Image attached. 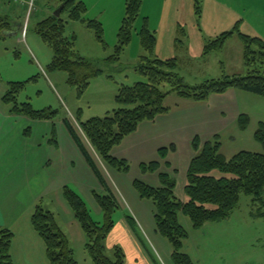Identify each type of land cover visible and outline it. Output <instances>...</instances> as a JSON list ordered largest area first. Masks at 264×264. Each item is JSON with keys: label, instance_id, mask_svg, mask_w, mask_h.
I'll return each instance as SVG.
<instances>
[{"label": "rangeland", "instance_id": "1", "mask_svg": "<svg viewBox=\"0 0 264 264\" xmlns=\"http://www.w3.org/2000/svg\"><path fill=\"white\" fill-rule=\"evenodd\" d=\"M83 2L87 6L85 17L103 24V38L106 44L99 41L95 29L87 27L84 22L68 23L67 34H76L77 52L95 62L104 71L92 79L82 96H78L77 88L67 82L65 71H47L53 50L36 32L39 21L59 11L63 5L60 0H0V15H7L12 21L22 25V32L9 34L7 39L0 40V84L8 88L10 80L31 79L19 93L18 101L20 103L29 101L36 109L52 107L58 110L53 122L56 127H62L64 130L67 129L63 119L69 117L94 156V149L80 131L78 122L95 116H104L117 108L115 96L122 84L132 85L147 80L146 76L136 70L141 55L145 54L139 36L145 24L155 30V50L161 55L160 57L178 56L176 71L189 85L224 75L247 73L244 64V46L237 31L264 40V0H143L140 14L132 29L131 41L124 48L119 59L110 62L106 58L116 51L126 0H83ZM68 14L67 10L62 9L60 16L68 20ZM229 30H234L236 33L228 38L222 49L203 55L206 43L214 41L224 31ZM170 89L169 84L163 87L164 91ZM239 92L250 96L246 101L241 100L240 97L243 113L249 120L246 129H241L238 118L235 125L218 135L221 152L226 157H231L242 150L264 152L262 143L255 138L256 130L260 123L264 122V97L241 89ZM182 100L195 103L192 99L180 98L172 93L167 98V104L171 107L184 108L186 101ZM5 122L0 119V124ZM61 131L62 129L59 130ZM56 138L58 139V136ZM62 144H65L64 139ZM19 166V159L12 154L0 156V173L13 174L18 171ZM139 169L133 165L129 170L131 173L123 176L127 180L135 178L141 171ZM108 174H111V171H108ZM182 181L181 178L178 179V193H181ZM124 185H127V181H123ZM119 191L117 190L116 193L119 195L117 198L120 207L114 213L115 225L109 240L113 238V232L118 233L123 230L122 219L126 220V213L132 215L130 210L132 202L127 194H125L127 199L124 196L122 198ZM7 194L3 193V201L11 207L14 205L13 201L25 203L28 198L19 194L12 199L7 197ZM81 195L90 207L94 219L102 221L103 213L99 212L98 204L96 205L85 192ZM61 197L48 195L40 199L38 204L55 214L58 225L71 240L78 264H92L84 247L85 237L82 229H79L82 234L79 235L76 232L78 227L67 223L68 214L60 204V200L64 201ZM252 206V197L243 194L238 206L228 218L207 222L202 227H194L189 216L180 213V223L188 230L182 250L189 254L193 264H264V216L256 215ZM255 209L257 210L256 207ZM19 212L22 210L17 209L16 214ZM4 214L8 222H14L8 211ZM25 220L20 219L17 226H14L17 233L26 231ZM143 238L151 249L156 263L169 264L158 248L152 246L144 235ZM123 241L124 244L120 241L117 245H120L126 253L125 264H136L137 251L133 250L135 246L131 247L127 240ZM136 242L144 250L137 238ZM144 254L146 255V252ZM145 257L143 259L145 264H156L148 255Z\"/></svg>", "mask_w": 264, "mask_h": 264}, {"label": "trees", "instance_id": "2", "mask_svg": "<svg viewBox=\"0 0 264 264\" xmlns=\"http://www.w3.org/2000/svg\"><path fill=\"white\" fill-rule=\"evenodd\" d=\"M142 1L126 0L116 51L106 58L108 61L118 60L131 41L132 29L140 14ZM60 2L69 13L68 20L61 16H48L37 23L36 32L53 50L47 71H65L67 82L77 88L78 96H82L92 79L104 71L95 62L77 52L76 34H67V25L70 21L84 22L87 27L95 29L98 40L105 45L103 24L85 17L87 6L83 0ZM13 23L9 16L0 15V40L7 39L8 33L13 29ZM234 33H236L234 30L224 31L214 41L206 43L203 55L222 49ZM237 35L244 46L247 73L224 75L189 85L176 71L177 57L162 59L155 54V30L145 24L139 32L145 54L141 55L136 70L146 76L147 80L132 85L122 84L115 96L117 108L104 116H95L78 122L80 131L105 164L113 170L129 172L130 163L126 159L114 156L113 149L133 134L142 122L153 121L158 115L171 111L172 107L167 104V98L172 93L195 102H204L210 95L225 93L232 88L264 97V40L240 30L237 31ZM30 80L9 81L3 102L10 105L11 112L16 115L33 120H54L58 110L52 107L36 109L29 101L21 103L18 101L19 93ZM165 84H169L171 89L164 91ZM248 120L246 114L240 115L241 129H246ZM63 122L103 188L101 193L96 191L92 193L103 213L102 221L94 219L85 199L78 192L69 186L63 189L64 198L71 206L85 234V249L92 264H125L124 249L117 244L109 249L106 244L115 225L114 213L120 207L118 198L76 126L69 117H65ZM217 137L218 135L205 143L197 136L193 139L195 154L186 172L183 200L176 195V177L168 172H160L159 161L142 163L140 169L143 174L158 173L160 185H151L139 178L133 182L139 196L153 204L156 229L172 247V264H193L189 254L182 250L188 230L180 223V213L189 216L194 227H202L207 222L228 218L244 194L252 197L253 212L264 216V152L242 150L231 157H226L221 152V142ZM255 138L264 147V122H261L256 130ZM167 152V148H162L158 154L161 159H165ZM125 218L146 255L156 263L134 217L126 213ZM32 224L46 243L50 264H78L70 239L58 225L51 210L44 209L38 204L32 216ZM13 237L12 230L0 228V264H13L11 254Z\"/></svg>", "mask_w": 264, "mask_h": 264}, {"label": "crops", "instance_id": "3", "mask_svg": "<svg viewBox=\"0 0 264 264\" xmlns=\"http://www.w3.org/2000/svg\"><path fill=\"white\" fill-rule=\"evenodd\" d=\"M21 28L22 25L14 21L13 29L8 35L17 34ZM155 54L162 58L156 50ZM171 57L178 58L174 55ZM6 91L7 88L0 84V119L6 121L0 124V130L3 128L0 135V156L12 154L19 159L20 166L18 171L13 174L0 173V227L8 228L14 233L11 246L13 264H50L46 243L32 224V216L39 200L48 195L62 196L64 201L60 200V204L68 214L67 223L78 227L76 232L79 234V229L82 228L76 220L71 206L64 198V187L69 186L81 194L85 192L96 205L92 193L93 191L101 193L103 188L67 127H65L67 130H64L62 127H56L53 120H33L23 115L13 114L10 105L3 102ZM240 97L243 101L250 99L247 94H242V92L240 94L239 89L232 88L225 93L212 94L204 102L193 103L189 102L190 100H182L186 101L184 108L181 106L172 107L171 111L158 115L155 120L142 122L133 134L126 137L120 145L113 149L112 153L116 157L126 159L130 163V167L134 165L140 168L142 163L159 161L160 172L164 171L174 175L177 179V187L178 179L183 180L181 193L177 192L176 187V195L183 200L184 178H186L187 169L195 154L192 146L193 139L197 136L202 143H205L235 125L244 112L240 104ZM60 129H62L61 132H59ZM62 139L65 140L64 145ZM162 148L168 149L165 159H161L158 154ZM93 151L95 156L90 152L91 155L100 166L116 196L119 197L116 192L120 190V196L126 198L125 194H127L132 202L130 210L142 235L152 246L158 248L170 264L172 247L156 229L153 204L147 199H142L133 186L136 178L151 185H160L158 173L143 174L139 171L135 178L127 180L123 174L129 175L131 171L124 173L113 170L105 164L95 150ZM108 171H111V174H108ZM123 181H127V185L123 186ZM3 193H8L6 196L12 199L19 194L26 195L28 198L25 203L13 201L14 205L11 207L6 202L4 204ZM17 209H21L22 212L16 214ZM98 209L101 212L99 206ZM6 211L12 215L14 222L7 221L4 214ZM20 219H26V231L17 233L14 226H17ZM125 221L122 219L123 230L118 233L113 232V238L107 239L106 244L108 248H111L114 244H118L120 241L124 244L123 240H127L129 246H135L133 250L137 251L136 260L138 262L136 264H145L143 261L146 256L145 252L136 242L133 231ZM83 236L85 237L84 232ZM85 242L86 237L84 238V247Z\"/></svg>", "mask_w": 264, "mask_h": 264}, {"label": "water", "instance_id": "4", "mask_svg": "<svg viewBox=\"0 0 264 264\" xmlns=\"http://www.w3.org/2000/svg\"><path fill=\"white\" fill-rule=\"evenodd\" d=\"M62 9H64V4L61 6V8L59 9V11L56 12L54 15L57 16V17H59L60 14H61V10H62Z\"/></svg>", "mask_w": 264, "mask_h": 264}]
</instances>
